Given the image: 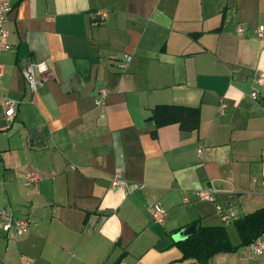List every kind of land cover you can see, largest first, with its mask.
Segmentation results:
<instances>
[{
  "label": "crops",
  "instance_id": "obj_1",
  "mask_svg": "<svg viewBox=\"0 0 264 264\" xmlns=\"http://www.w3.org/2000/svg\"><path fill=\"white\" fill-rule=\"evenodd\" d=\"M12 4L0 53V209L30 225L24 237L0 228V264H264L238 246L233 222L238 247L206 263L179 261L165 240L222 225L217 205L237 218L264 208V87L253 81L264 73V0ZM35 61L48 72L32 93L21 71ZM159 104L197 108L196 131L156 128ZM29 167L44 174L36 187L23 184ZM204 186L216 203L197 199ZM150 203L164 223L151 221Z\"/></svg>",
  "mask_w": 264,
  "mask_h": 264
},
{
  "label": "built area",
  "instance_id": "obj_2",
  "mask_svg": "<svg viewBox=\"0 0 264 264\" xmlns=\"http://www.w3.org/2000/svg\"><path fill=\"white\" fill-rule=\"evenodd\" d=\"M13 8L12 0H0V53L10 49V45L7 42V32L5 26L8 22V15ZM237 33H241V29H237ZM257 35L262 36V27L257 29ZM130 60V56H125L124 59L119 63L118 67L123 70ZM2 71V65L0 64V75ZM22 76L32 93H36L38 88L43 84L45 77H47L48 67L44 61L30 62L22 69ZM38 74L39 78H36ZM253 81L255 84L264 87V73H257ZM107 90L105 88H99L98 98L95 103L101 105L107 96ZM250 99L253 101L259 100V93L256 89H251L249 93ZM17 102L14 100H6L5 106V116L10 118L14 115V110ZM225 111V104L220 103L218 106V113L223 114ZM200 149L198 153L200 154ZM44 174L37 170L36 168L29 167L27 169L26 175L24 177L23 184L27 187H36L38 183L42 180ZM112 186H122L127 187L126 181L114 176L111 181ZM141 187V186H140ZM131 190V189H130ZM195 195L198 200L216 203L217 202V190L212 186H204L195 191ZM147 209L151 215V221L155 223L162 224L165 221V211L159 203H150L147 205ZM216 214L223 225H227L237 219V213L230 207H221L217 205ZM30 225L29 218H16L14 214L6 209H0V228L3 232H7L13 229L16 237H24L28 234ZM248 253V257L261 256L264 254V233L258 238L251 241L245 246ZM23 264H27V261L23 256H21Z\"/></svg>",
  "mask_w": 264,
  "mask_h": 264
},
{
  "label": "trees",
  "instance_id": "obj_3",
  "mask_svg": "<svg viewBox=\"0 0 264 264\" xmlns=\"http://www.w3.org/2000/svg\"><path fill=\"white\" fill-rule=\"evenodd\" d=\"M149 119L156 128L177 124L183 132L196 131L199 110L193 107L159 104L150 110ZM239 237L238 246H246L264 233V208L243 215L233 221ZM181 252L179 261L194 260L206 263L210 257L220 252L233 251L226 225L200 226L197 234L175 243Z\"/></svg>",
  "mask_w": 264,
  "mask_h": 264
},
{
  "label": "water",
  "instance_id": "obj_4",
  "mask_svg": "<svg viewBox=\"0 0 264 264\" xmlns=\"http://www.w3.org/2000/svg\"><path fill=\"white\" fill-rule=\"evenodd\" d=\"M35 131H37L36 128H34L33 130L30 129L31 134H33ZM198 229H199V224L195 223V224L189 225L188 227H185L184 229L180 231V233H176L170 236L169 238H165V240H167L169 244H171L172 242H179V241L187 239L190 236L197 234ZM157 247H159V245H157Z\"/></svg>",
  "mask_w": 264,
  "mask_h": 264
},
{
  "label": "rangeland",
  "instance_id": "obj_5",
  "mask_svg": "<svg viewBox=\"0 0 264 264\" xmlns=\"http://www.w3.org/2000/svg\"><path fill=\"white\" fill-rule=\"evenodd\" d=\"M227 230L228 231H233L235 233V230H234V228H233V226L231 224H227ZM235 235L237 236V234H235ZM236 236H235V238H237Z\"/></svg>",
  "mask_w": 264,
  "mask_h": 264
}]
</instances>
